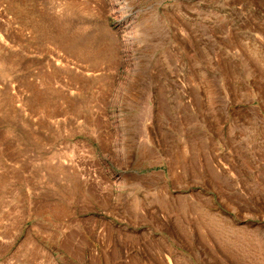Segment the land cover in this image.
I'll return each mask as SVG.
<instances>
[{
  "label": "rangeland",
  "instance_id": "374dc122",
  "mask_svg": "<svg viewBox=\"0 0 264 264\" xmlns=\"http://www.w3.org/2000/svg\"><path fill=\"white\" fill-rule=\"evenodd\" d=\"M0 264H264V0H0Z\"/></svg>",
  "mask_w": 264,
  "mask_h": 264
}]
</instances>
